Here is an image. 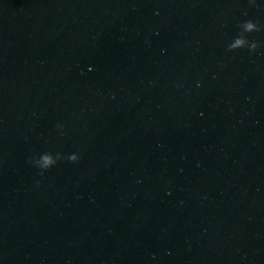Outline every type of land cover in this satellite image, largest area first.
I'll list each match as a JSON object with an SVG mask.
<instances>
[{"label":"water","instance_id":"95a60500","mask_svg":"<svg viewBox=\"0 0 264 264\" xmlns=\"http://www.w3.org/2000/svg\"><path fill=\"white\" fill-rule=\"evenodd\" d=\"M0 264H264V0H0Z\"/></svg>","mask_w":264,"mask_h":264},{"label":"clouds","instance_id":"9594fccd","mask_svg":"<svg viewBox=\"0 0 264 264\" xmlns=\"http://www.w3.org/2000/svg\"><path fill=\"white\" fill-rule=\"evenodd\" d=\"M243 25L247 31H251L254 28V23L251 20L244 21ZM243 45H244V39L242 36H240L238 34L236 37H234V42L227 47V50L228 51H234L236 49H242ZM257 47H258V45L254 44L252 49H250L249 51L250 52L255 51L257 49ZM64 159H67V160L75 163L78 160V156L76 154H71V155H68ZM41 160H42L41 167L44 168L45 170H47L50 167L54 166L57 163V161H59L61 159H60L59 153H57L56 159H53L50 155L45 154L41 157ZM29 163L32 164V159L29 160Z\"/></svg>","mask_w":264,"mask_h":264}]
</instances>
